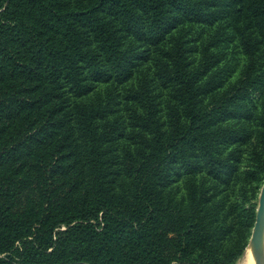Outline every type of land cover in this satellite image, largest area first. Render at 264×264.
Returning a JSON list of instances; mask_svg holds the SVG:
<instances>
[{
    "label": "trees",
    "instance_id": "trees-1",
    "mask_svg": "<svg viewBox=\"0 0 264 264\" xmlns=\"http://www.w3.org/2000/svg\"><path fill=\"white\" fill-rule=\"evenodd\" d=\"M185 24L231 26L242 77L169 45ZM148 62L163 108L90 99ZM263 183L264 0H0V264H235Z\"/></svg>",
    "mask_w": 264,
    "mask_h": 264
},
{
    "label": "rangeland",
    "instance_id": "rangeland-1",
    "mask_svg": "<svg viewBox=\"0 0 264 264\" xmlns=\"http://www.w3.org/2000/svg\"><path fill=\"white\" fill-rule=\"evenodd\" d=\"M174 40L182 42L184 48L191 49L186 55L188 56V61L193 62L194 65L201 59L203 48L207 47L208 43H213L214 48H211L210 51L215 55L218 54L220 60L215 70H217L216 80L222 81V90H226L240 79L249 63V58L239 43L240 40L238 35L235 34L234 30L229 25H221V27L218 28L216 25L208 27L185 24L181 29L173 33V37L168 39V44L170 45ZM143 81L148 82L149 89H155L154 93L159 97L158 100L162 103L160 107L163 108V104L166 101V93L161 89L155 78V66L153 62H148L138 67L131 81L126 85L116 86L114 84H99L94 94L90 96V99L92 100L95 94H98L103 99H105L108 94L111 95L113 109L116 110L115 116L123 121L127 119V112L125 111V106L123 105L124 101L122 100L123 96L128 90L137 89ZM127 140H122L120 145L129 144ZM175 179L176 182L173 183L169 189V195L178 199L185 198L187 195V178L181 173L179 177H175ZM260 189L258 191V196ZM258 196L256 204L258 202ZM242 256L235 264H238Z\"/></svg>",
    "mask_w": 264,
    "mask_h": 264
},
{
    "label": "water",
    "instance_id": "water-1",
    "mask_svg": "<svg viewBox=\"0 0 264 264\" xmlns=\"http://www.w3.org/2000/svg\"><path fill=\"white\" fill-rule=\"evenodd\" d=\"M247 247L250 248L256 264H264V183L259 192L255 221L250 232Z\"/></svg>",
    "mask_w": 264,
    "mask_h": 264
},
{
    "label": "bare ground",
    "instance_id": "bare-ground-1",
    "mask_svg": "<svg viewBox=\"0 0 264 264\" xmlns=\"http://www.w3.org/2000/svg\"><path fill=\"white\" fill-rule=\"evenodd\" d=\"M238 264H256V261L249 247H247L244 251V254Z\"/></svg>",
    "mask_w": 264,
    "mask_h": 264
}]
</instances>
